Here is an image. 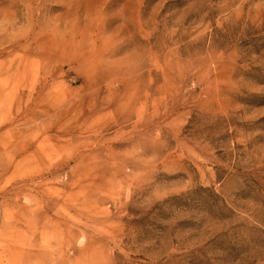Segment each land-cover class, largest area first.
Returning <instances> with one entry per match:
<instances>
[{
	"label": "rangeland",
	"instance_id": "rangeland-1",
	"mask_svg": "<svg viewBox=\"0 0 264 264\" xmlns=\"http://www.w3.org/2000/svg\"><path fill=\"white\" fill-rule=\"evenodd\" d=\"M0 264H264V0H0Z\"/></svg>",
	"mask_w": 264,
	"mask_h": 264
}]
</instances>
